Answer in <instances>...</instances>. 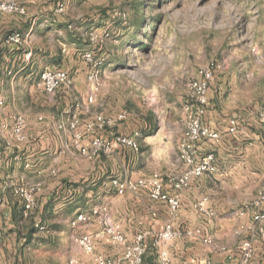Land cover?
<instances>
[{"label": "crops", "instance_id": "0c3cea01", "mask_svg": "<svg viewBox=\"0 0 264 264\" xmlns=\"http://www.w3.org/2000/svg\"><path fill=\"white\" fill-rule=\"evenodd\" d=\"M3 45L7 49H0V264H69L72 257L79 258L82 264H95L93 256L78 246L75 237L96 234L101 225L96 219L89 223L72 224L78 215L89 212L95 206L107 209L112 221L129 241L134 240L139 230L149 232L146 240L148 250L142 264H159L152 236L170 220L168 203L153 200L149 185L125 194H118L113 185L114 179L149 177L154 172L163 175L164 190L181 199L179 215L173 220L174 227L182 230L200 227L205 235L214 237L216 247H219L209 246L196 236H184L171 248L173 264H198L206 260H212L214 264H238L244 238L251 240L254 249L250 264H264V239L257 232L261 223L254 221L257 210L252 206L258 190H264V166L252 164L245 168L248 163L242 164L244 167L236 164L231 154L221 157L216 154L217 173L195 177L188 189L178 193L174 191L170 178L182 174L188 165L179 156V137L174 141L170 124L162 132L160 128L153 129L152 121H156V116L151 108L145 106L144 95H157V92L148 80L131 85L130 98L127 95L126 101L134 100V108L124 109L122 103L115 108L100 109V113L114 117L128 110L129 116L125 120L131 122L128 127L118 125V129H111L110 132L107 129L100 135L104 138L114 134L133 137L139 142L141 150L137 152L127 146L116 145L111 153H103L93 160L86 159L73 144V132L59 128L68 110L59 115L53 105L72 104L74 110L75 104L85 101L89 95V83L81 78L80 73L73 72L72 75L69 69L56 65L53 70L68 71L75 84L72 89L62 88L57 94H47L39 86L43 68L36 71L32 68L33 51L26 52H31V57L24 58L19 68L14 63L16 52H10L8 45ZM20 71L22 73L18 76ZM18 84L22 88L20 92L16 91ZM33 89L38 97L50 101H44L51 106L49 110L41 108L44 104L38 98L34 100L38 111L32 113L25 107L24 101L27 103L30 96H35ZM139 94L143 95L140 97ZM98 96L101 102L121 97L119 94L107 97L106 86ZM16 114L24 115L27 120L28 139L7 147L6 141L10 138ZM218 116L217 110L211 109L204 120L220 131L221 120L225 119ZM92 117H83V120ZM228 125L229 122L227 135L238 138L240 131L229 134ZM160 134L166 136V143L161 145L162 158L156 159L153 154L146 156L145 145H153ZM248 136L261 140L257 153L264 156V137L260 134ZM86 139L89 142L90 137ZM222 148L229 151L226 144ZM206 153L200 150L198 159ZM22 178L43 185L38 194V205L29 216L24 214L22 199L14 193V187L21 183ZM203 196L210 197L208 205L216 211L212 219H204L192 207L193 202ZM242 210H245L244 215L239 214ZM38 225L45 228L40 229ZM242 226L246 229L243 230ZM240 230L243 233L238 235ZM95 243L98 254L117 258L123 253V246L110 238L96 240Z\"/></svg>", "mask_w": 264, "mask_h": 264}, {"label": "rangeland", "instance_id": "374dc122", "mask_svg": "<svg viewBox=\"0 0 264 264\" xmlns=\"http://www.w3.org/2000/svg\"><path fill=\"white\" fill-rule=\"evenodd\" d=\"M18 1L26 5L28 14H0V49H7L3 43L11 33L21 32L22 44L5 43L10 52H16L14 63L19 68L26 52L33 51V70L53 69L58 65L69 69L72 75L80 73L88 84L89 66L83 54L92 51L105 58L102 88L106 86L107 97L118 94L121 97L101 102L98 96L89 111L78 110L83 122V117L90 118L102 108H115L122 103L124 109L134 108V100L126 101L127 95L130 98L131 85L148 80L157 92V95H144L145 106L156 116L153 129L160 128L162 132L170 124L174 141L179 137V146L187 125L184 111L187 84L200 78L201 68L212 66L215 79L210 85L208 111L217 110L218 117L225 119L219 128L229 151L222 148L223 142L220 146L202 141L196 144L197 155L200 150L215 152L218 157L231 154L236 164L248 163L245 168L252 164L264 166V156L257 153L261 140L248 136L264 137V123L259 120L264 113V0ZM59 1L66 6L63 14L55 13ZM91 31H106L109 37L104 44L96 45L89 39ZM64 45L66 52L62 51ZM19 89L22 90L18 84L16 91ZM33 93L35 98L30 96L27 103L24 101L30 112L39 109L36 98L44 104L43 110L51 108L44 102H50L47 98L38 97L34 89ZM53 108L60 115L63 110H73V105L58 104ZM232 117L241 120L238 138L227 135V124ZM128 123L131 124L116 121L107 128L108 132L118 129V125L128 127ZM86 138L83 145L88 143ZM165 141L166 136L160 134L153 145H145L146 156L162 158L161 145Z\"/></svg>", "mask_w": 264, "mask_h": 264}, {"label": "built area", "instance_id": "2783aa9c", "mask_svg": "<svg viewBox=\"0 0 264 264\" xmlns=\"http://www.w3.org/2000/svg\"><path fill=\"white\" fill-rule=\"evenodd\" d=\"M66 6L61 1L55 5V13L63 14ZM16 14L25 16L28 14L26 5L18 0H0V14ZM117 15L125 16L121 12ZM70 28L73 25H69ZM89 39L96 45H102L109 37L106 31H91L88 34ZM23 41V35L19 31L11 33L5 40L6 44L20 45ZM63 52L67 51L64 45ZM27 59L31 57V52L27 54ZM85 63L89 66L87 80L89 83V95L85 101L75 104L74 110H68L63 121L59 124L60 129H68L73 132L74 146L78 152L86 159L93 160L101 154L113 152L116 145H124L135 151H139L138 141L129 136L122 134H114L112 138H104L100 132L112 127L116 121H125L129 116L128 110H123L117 116L108 117L103 113L94 115L91 119H81L78 110L84 109L89 111V106L93 104L98 97L103 86L105 58L99 57L92 51H86L83 54ZM220 67V65H217ZM200 78L191 80L187 84V102L184 105L186 114V129L179 145V156L182 161L188 165V169L182 174L174 175L170 178V182L174 191L182 192L188 189L195 177L205 174H215L218 171L215 152L206 153L201 159H198L196 144L202 141H211L219 145L223 141V134L219 130L213 128L205 122V116L208 113L210 105V85L215 79L214 67H203L199 71ZM75 84L74 77L66 70L44 69L40 73L39 86L41 90L47 94H57L62 88L72 89ZM259 120L264 123V113L260 114ZM241 127L239 117H232L229 120L228 133L238 134ZM28 124L24 115L16 114L13 117L10 138L6 141L7 147H13L15 144L24 143L28 139ZM90 137L89 142L83 145V140ZM19 158V157H18ZM30 166L29 163L26 164ZM55 173V171H53ZM113 185L118 194L127 192H137L140 189L150 186V196L153 200L164 201L168 203L170 220L165 224L164 228L152 236V245L157 250L159 264H173L171 248L176 241L187 237H198L205 244L216 247L215 239L212 235H205L202 228L177 229L174 227L173 220L179 215L181 207V199L178 195H170L164 190V178L159 172H154L149 177H141L133 179L126 177L124 179H114ZM43 185L37 181H27L21 179V183L14 187V193L18 195L24 203V214L29 216L30 213L38 205V194L41 192ZM209 196H203L195 200L192 204L193 209L204 219H212L216 216V211L208 205ZM252 206L256 208L253 216L255 222L261 223L257 229L259 235L264 239V190L259 192L252 202ZM240 215L245 214V210L239 212ZM96 219L101 225V230L96 234H83L75 237V242L87 254L93 256L95 264H142L144 256L147 253L148 246L146 240L150 235L149 232L139 230L133 241H129L120 227L116 225L105 207L95 206L89 212L78 215L76 220L72 222L77 225L80 222L89 223ZM44 229V226H39ZM242 229H246L242 226ZM241 229V230H242ZM238 231L241 235L243 231ZM110 238L113 242L123 246V253L117 257H107L95 252L96 240ZM242 256L238 264H250L254 249L250 239H243ZM219 248V247H216ZM224 249V248H222ZM69 264H82L77 257H72ZM198 264H214L212 260H206Z\"/></svg>", "mask_w": 264, "mask_h": 264}]
</instances>
